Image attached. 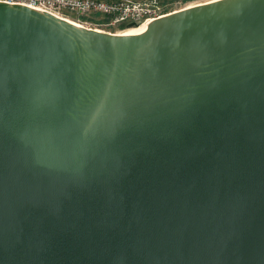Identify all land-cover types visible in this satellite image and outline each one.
<instances>
[{
    "label": "water",
    "instance_id": "obj_1",
    "mask_svg": "<svg viewBox=\"0 0 264 264\" xmlns=\"http://www.w3.org/2000/svg\"><path fill=\"white\" fill-rule=\"evenodd\" d=\"M0 264H264V0L0 1Z\"/></svg>",
    "mask_w": 264,
    "mask_h": 264
},
{
    "label": "built area",
    "instance_id": "obj_2",
    "mask_svg": "<svg viewBox=\"0 0 264 264\" xmlns=\"http://www.w3.org/2000/svg\"><path fill=\"white\" fill-rule=\"evenodd\" d=\"M22 4L34 9L65 17L87 28L122 30L130 23L150 22L168 13L163 0H0ZM180 4V1H179ZM187 6V5H185ZM185 6L178 8L181 10ZM171 13V12H170ZM147 23V24H148ZM116 33V32H113Z\"/></svg>",
    "mask_w": 264,
    "mask_h": 264
},
{
    "label": "rangeland",
    "instance_id": "obj_3",
    "mask_svg": "<svg viewBox=\"0 0 264 264\" xmlns=\"http://www.w3.org/2000/svg\"><path fill=\"white\" fill-rule=\"evenodd\" d=\"M179 1H180V4H179ZM199 1H203V0H163V2H166V7L163 9L162 13H170V12H174L176 11L178 8H181L185 5H190V3H196V2H199ZM186 7V6H185ZM183 9V8H182ZM129 27H134V25H126L124 27V29L126 28H129ZM97 29H100L102 31H105V32H118L119 30H117L116 28H100V27H97Z\"/></svg>",
    "mask_w": 264,
    "mask_h": 264
},
{
    "label": "bare ground",
    "instance_id": "obj_4",
    "mask_svg": "<svg viewBox=\"0 0 264 264\" xmlns=\"http://www.w3.org/2000/svg\"><path fill=\"white\" fill-rule=\"evenodd\" d=\"M193 4H194V3H190V5L184 7L183 9H185V8H187V7H189V6L193 5ZM63 18H65V17H63ZM65 19H67V18H65ZM68 20L72 21L71 19H68ZM73 22H74V21H73ZM75 23H76V22H75ZM147 23H148V22L140 23V24H134V27H129V28H126V29H122V30H119V31L116 32V33L119 34V33L123 32V31H126V30L138 29V28H141V27L147 26Z\"/></svg>",
    "mask_w": 264,
    "mask_h": 264
}]
</instances>
